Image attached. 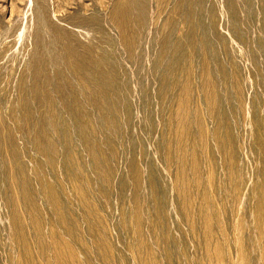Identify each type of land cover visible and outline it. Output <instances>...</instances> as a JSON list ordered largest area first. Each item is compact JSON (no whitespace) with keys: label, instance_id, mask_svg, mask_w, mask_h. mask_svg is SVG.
<instances>
[{"label":"rangeland","instance_id":"1","mask_svg":"<svg viewBox=\"0 0 264 264\" xmlns=\"http://www.w3.org/2000/svg\"><path fill=\"white\" fill-rule=\"evenodd\" d=\"M0 264H264V0H0Z\"/></svg>","mask_w":264,"mask_h":264}]
</instances>
